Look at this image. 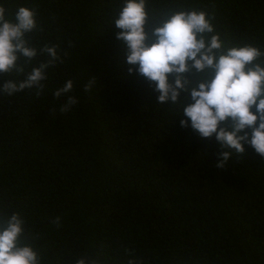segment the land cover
Listing matches in <instances>:
<instances>
[{"label":"trees","instance_id":"16d2710c","mask_svg":"<svg viewBox=\"0 0 264 264\" xmlns=\"http://www.w3.org/2000/svg\"><path fill=\"white\" fill-rule=\"evenodd\" d=\"M124 3L0 0L6 18L38 13L26 36L38 55L21 58L24 73L0 74V87L50 59L40 48L60 57L39 96L0 92V221L22 216L41 264H264V157L245 144L217 168L215 135L182 127L181 104H159L154 82L127 73L139 66L117 39ZM181 9L208 13L229 47L264 50V0H148L150 13ZM69 96L78 103L62 112Z\"/></svg>","mask_w":264,"mask_h":264},{"label":"clouds","instance_id":"9594fccd","mask_svg":"<svg viewBox=\"0 0 264 264\" xmlns=\"http://www.w3.org/2000/svg\"><path fill=\"white\" fill-rule=\"evenodd\" d=\"M37 15L28 7H19L9 19L5 7L0 6V74L24 73L25 66L18 65L21 58L31 63L38 55L37 48L26 39L27 34L38 30ZM115 29L119 30L117 39L125 48L126 64L139 66L128 68L127 73L138 71L154 82L159 104H181L182 127H189L190 120L191 128L202 138L215 135L225 150L220 153L217 168L224 169L233 155L243 154L245 144L264 157V50L253 44L227 46L205 11L150 13L148 0H125L115 19ZM39 54L50 59L33 67L22 81H6L0 92L13 96L35 88L39 96L48 68L60 59L57 46L46 45L39 49ZM187 74L193 79L189 80ZM93 83H97L95 78L85 91ZM72 89L73 82L69 80L55 96ZM181 93L185 94L183 101ZM76 103L75 97L69 96L61 111H69ZM229 119L231 130L221 127ZM41 259L39 252L27 242L25 220L19 213L0 221V264H41ZM76 264H97V261L85 257Z\"/></svg>","mask_w":264,"mask_h":264}]
</instances>
